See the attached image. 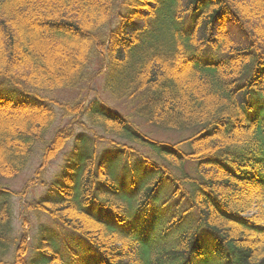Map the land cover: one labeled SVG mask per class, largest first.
Listing matches in <instances>:
<instances>
[{"label": "trees", "instance_id": "trees-1", "mask_svg": "<svg viewBox=\"0 0 264 264\" xmlns=\"http://www.w3.org/2000/svg\"><path fill=\"white\" fill-rule=\"evenodd\" d=\"M98 75L129 114L42 96ZM56 110L91 136L75 137L16 231L13 200L68 131H54L21 191L7 184ZM133 118L183 137L157 141ZM122 154L150 174L129 181ZM164 183L163 215L144 220ZM29 213L49 223L29 233ZM56 230L86 248L63 252ZM0 264H264V0H0Z\"/></svg>", "mask_w": 264, "mask_h": 264}, {"label": "rangeland", "instance_id": "rangeland-1", "mask_svg": "<svg viewBox=\"0 0 264 264\" xmlns=\"http://www.w3.org/2000/svg\"><path fill=\"white\" fill-rule=\"evenodd\" d=\"M94 70H98V68H94ZM1 83H2L3 87L11 88L8 86V84L3 83V82H1ZM102 85H103L102 78L98 75L93 80V82H90L88 84H83V85L79 86L78 88H73L70 90L56 91L54 93H44V94H42V96L44 98L46 97L48 99H56L59 102H63V103H71L72 104V103H76V102H81L82 108L83 107L85 108L89 105H97V106L102 107L104 109L106 108L107 110H109V109L114 110V111H116L122 115L129 114L124 105L119 104L117 102H113L111 97L103 90ZM15 88L16 87H14V89ZM7 91L10 92L8 89H7ZM56 111H57V113H56L57 118H56L54 130L52 129L46 135L44 143H39L33 148V152H32L31 158H30V162H28V165H27L26 169L22 172V174H20L17 178L11 180L9 184L6 183L12 191H16V192L21 191L23 189L26 181L28 179H30L33 176L36 169L39 168V166L41 164V157L43 154V149L46 146V144H49L50 140L52 139V135L54 134V131L57 129H61V130L65 129L68 131V133L71 135V137L68 138V140L64 146L63 151H61L54 160H52L50 163L45 165L44 168H40V171L43 172L42 177H41V181H39L37 184H34V185L29 187L24 199L15 198L13 200L14 215H15V217L13 219L14 220L13 225H14V228L16 231H19L21 229L22 222L20 219L23 217V215H25L26 211L28 210L27 206H29V205L26 204L25 201H28V200L31 201V199L32 200L38 199L42 196H45L47 186L50 183L54 182V180H57V178L61 176L60 173L62 172V167H63L64 162L66 160V156H68V154H70V152L72 151L71 150L72 146H73L72 142L75 140V137H77V135H81V134L86 135V136H91V132L88 129H85L83 126H81V123H82L81 117H79V119H76L77 121H74L71 118H64V116L61 112H59L58 110H56ZM131 120L133 121V123H136L139 125V129L141 131L148 134L149 137L154 138L157 141L175 143L177 140H179L181 137H183L181 135H176L174 133L151 130L150 128H147L146 125L142 121L138 120L137 118H133ZM98 133H99V131H98ZM106 148H107L106 144L102 143V145H100V148L98 147V151L108 150ZM108 153H110V152H108ZM121 156L125 160L124 164H123V168H124L123 173L129 175L128 176L129 181H132L134 176H137L139 174V171L141 174H143V176H148L150 174L149 173L150 168L146 167L145 165L144 166H141V165L138 166L136 163L131 162V161H130L131 162L130 163L129 159H127V156H125L123 154ZM120 180L121 179H119V182H120ZM117 181H118V179H117ZM1 183H2V181H1ZM169 188L172 190L170 184H166V183H164L160 186L158 192L156 193V196L154 197L153 200L150 201L151 204H150V207L148 209L147 214L143 218L144 220H151L152 218H154V216L157 212H161V215H163L162 203L164 202V199H166V195L169 192ZM131 192H126V193H131ZM126 195H128V194H126ZM193 214H195V213L193 212V213L188 214V217L192 218ZM26 220H28V224L26 225V228L27 227L29 228V230H28L29 233H33L36 231V226H37L36 224L38 223V220H40L41 223H49V221L47 220V218L45 216L37 217V216H34V214H32V213H29V217H27ZM185 223L190 224V221H185ZM54 234L60 238L61 237L64 238L63 240L66 242V247H62L61 242L59 244V249L63 248L64 249L63 252L70 253V251L73 250V253L76 252V254H81L82 249L86 248L85 246H83L82 243H79L76 238L71 237V235L69 233H65L61 236V234H59L56 230V231H54ZM55 235H53L52 237H55ZM29 237H30V235H29ZM201 241H202V245H203L202 247H203L204 251L209 252V250L212 247V241H211L210 234L207 233L206 235H203L200 242ZM80 248H81V250H79Z\"/></svg>", "mask_w": 264, "mask_h": 264}, {"label": "bare ground", "instance_id": "bare-ground-1", "mask_svg": "<svg viewBox=\"0 0 264 264\" xmlns=\"http://www.w3.org/2000/svg\"><path fill=\"white\" fill-rule=\"evenodd\" d=\"M168 133H171V132H168Z\"/></svg>", "mask_w": 264, "mask_h": 264}]
</instances>
